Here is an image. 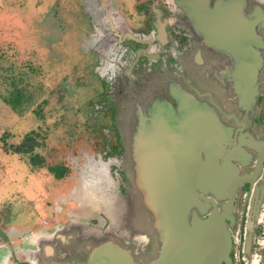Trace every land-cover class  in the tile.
I'll return each instance as SVG.
<instances>
[{
    "label": "rangeland",
    "instance_id": "1",
    "mask_svg": "<svg viewBox=\"0 0 264 264\" xmlns=\"http://www.w3.org/2000/svg\"><path fill=\"white\" fill-rule=\"evenodd\" d=\"M132 1L106 2L123 27L141 24ZM100 4L0 0V136L16 146L27 135L24 145L32 146L5 152L0 139V264L11 257L9 242L32 262L43 243L55 247L58 233L100 243L117 239L126 219L124 195L132 189L121 153L115 155L118 112L111 116L113 75L119 78L121 69L103 53L96 74L88 54L99 42ZM117 47L121 57L134 60V50L125 54L129 47ZM54 165L65 169L59 179L47 170Z\"/></svg>",
    "mask_w": 264,
    "mask_h": 264
},
{
    "label": "flooded vegetation",
    "instance_id": "2",
    "mask_svg": "<svg viewBox=\"0 0 264 264\" xmlns=\"http://www.w3.org/2000/svg\"><path fill=\"white\" fill-rule=\"evenodd\" d=\"M102 1L105 5L100 4L103 16L100 17L101 24L98 29L99 42L98 45L96 42L91 44L89 48L93 49L96 45L103 53L108 54L113 46L124 45L129 49L122 50V53L128 54L130 49L132 52L135 51L134 60L124 59L125 62L119 66L122 76L115 77L113 81L120 84L111 116L113 117V110L118 112L119 128L115 129L113 134L119 147L115 155L121 153L123 171L126 156L124 153L129 148L127 130L135 120L136 111L145 107L155 96L160 94L167 96L165 84H177L181 90L192 94L196 100L210 108L222 129L228 132L226 139L230 144L223 150H230L229 158L236 169L232 180L226 178L229 184L237 183L233 195L225 191L217 194L199 191L189 214L195 213L203 218L214 209L217 213L222 209L224 212L227 210L226 215H229L224 219V224L229 233L230 245L226 259L221 260L220 264H264L263 28L255 25V31L262 39L261 64L256 78L254 104L252 109L246 111L240 105L235 90L232 59L224 52L206 46L203 39L193 32L173 0L132 1V5L138 9L136 12H139L141 18L138 21L140 20L141 24L138 26L127 24L124 27L121 25L122 20L120 21L114 12L109 11L106 5L108 0ZM255 4L263 8L264 0H247L246 11ZM145 60H151L153 64L148 65ZM130 70L133 74L131 75L133 85H127L125 81ZM101 83L106 88L103 80ZM116 83H112V86ZM123 87L127 88L128 94L126 91L122 92ZM168 100L174 103V100L170 98ZM219 164L220 160L217 158V167ZM218 185L217 177L215 190L218 189ZM124 196L127 201V204L124 201L127 207L126 219L122 220L123 223L118 225V231L115 232L118 238L111 242L126 250L133 261L145 262L153 259L163 247L161 235L156 229L155 216L137 203L138 193L133 195V198H130V195L126 197V194ZM106 238L98 242L108 240ZM55 239L57 246L51 248L48 243H43L39 251L37 250L38 257L32 262L22 256V250L15 253L9 242L11 257L4 258L1 264L81 262L86 260V254L91 247L98 244L92 241L91 237L77 242L71 237H64L61 233L56 234ZM3 241L1 245L5 247ZM201 258L204 261L210 260L208 256Z\"/></svg>",
    "mask_w": 264,
    "mask_h": 264
},
{
    "label": "water",
    "instance_id": "3",
    "mask_svg": "<svg viewBox=\"0 0 264 264\" xmlns=\"http://www.w3.org/2000/svg\"><path fill=\"white\" fill-rule=\"evenodd\" d=\"M173 1L206 46L232 59L240 105L246 111L252 109L262 47L255 25L264 30V7L255 4L246 11L247 0ZM124 62L119 54L114 63L119 67ZM131 75L130 70L125 78L127 85L133 83ZM113 87L116 95L118 87ZM164 90L167 96H155L136 111L127 130L129 148L124 153L130 198L138 193L137 203L154 214L163 247L153 259L133 261L126 250L108 239L92 246L85 261L61 264H220L226 259L230 245L224 224L227 210L217 213L214 209L203 218L189 214V210L199 191H225L231 195L237 188V183L226 180H232L236 170L229 158L230 150H223L230 144L228 132L210 108L177 84H165ZM204 256L210 260L204 261Z\"/></svg>",
    "mask_w": 264,
    "mask_h": 264
},
{
    "label": "trees",
    "instance_id": "4",
    "mask_svg": "<svg viewBox=\"0 0 264 264\" xmlns=\"http://www.w3.org/2000/svg\"><path fill=\"white\" fill-rule=\"evenodd\" d=\"M74 33V32H73ZM75 34V33H74ZM73 38V37H72ZM90 47V46H89ZM120 51H121V49L120 48H118L117 47V45L116 46H113V49H111V51H110V54L113 56V58H111V59H113L111 62L113 63V64H115L114 62L115 61H117V57H118V55L120 54ZM88 54L90 55V57L92 58L93 57V55H94V66H93V71L97 74V71H96V67H98L99 66V59H100V55H102L103 54V51L102 50H100V47L97 49V48H93V50H91L90 48H89V50H88ZM107 53H105V55H106ZM109 54V53H108ZM99 77H100V75H99ZM113 77H115V76H113ZM100 78H102V80L104 81L105 80V78L103 77V76H101ZM1 138V141H2V145H3V148H4V151L5 152H7V151H9V152H11V153H22V152H25V151H27V149H29V150H31L32 148V146H31V144H29L28 146H26V145H24L26 142H27V140L29 139L28 138V136L27 135H25L24 137H23V141L22 142H20L19 144H17L16 146L14 145V144H8V145H6L5 144V142H4V138H3V136H0ZM25 142V143H24ZM33 158L31 157V162L32 163H35L33 160H32ZM36 164V163H35ZM47 170L50 172V173H52L53 174V176L55 177V178H57V179H59V178H61L62 177V175H63V173H64V171H65V169H64V167H62V166H57V165H54V166H48L47 167Z\"/></svg>",
    "mask_w": 264,
    "mask_h": 264
}]
</instances>
